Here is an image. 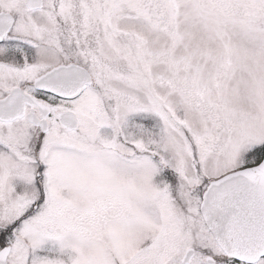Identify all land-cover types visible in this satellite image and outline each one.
<instances>
[{"label": "snow or ice", "instance_id": "snow-or-ice-1", "mask_svg": "<svg viewBox=\"0 0 264 264\" xmlns=\"http://www.w3.org/2000/svg\"><path fill=\"white\" fill-rule=\"evenodd\" d=\"M0 264H264V0H0Z\"/></svg>", "mask_w": 264, "mask_h": 264}]
</instances>
